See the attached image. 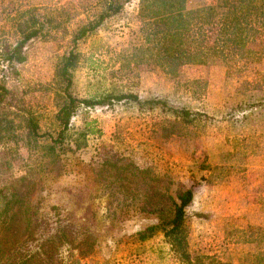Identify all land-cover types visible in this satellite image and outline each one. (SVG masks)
Segmentation results:
<instances>
[{
	"label": "rangeland",
	"instance_id": "374dc122",
	"mask_svg": "<svg viewBox=\"0 0 264 264\" xmlns=\"http://www.w3.org/2000/svg\"><path fill=\"white\" fill-rule=\"evenodd\" d=\"M115 1L121 10L76 43L69 91L79 99L132 92L166 106L79 104L55 148L64 167L53 172L43 163L50 138L35 137L29 120L57 135L56 113L66 102L57 68L75 32L97 20L107 1L0 0V86L7 90L0 99V207L20 189L34 229L18 249L0 252V264L39 262L50 249L60 264H241L246 253L264 256V26L251 33L248 47L260 52L240 75L228 76L217 58L175 75L151 65L117 73L140 17L139 0ZM33 29L23 61L5 62ZM168 106L189 110V119ZM106 160L114 162L109 175ZM144 170L166 181L147 189ZM166 183L167 198L159 193ZM188 187L180 250L160 230L134 237L159 216L171 218V197ZM83 240L94 243L80 254L74 246Z\"/></svg>",
	"mask_w": 264,
	"mask_h": 264
},
{
	"label": "trees",
	"instance_id": "16d2710c",
	"mask_svg": "<svg viewBox=\"0 0 264 264\" xmlns=\"http://www.w3.org/2000/svg\"><path fill=\"white\" fill-rule=\"evenodd\" d=\"M104 10L99 14L97 20L89 22L80 27L72 38L73 47L61 59L57 68L58 76L64 81V94L66 102L56 113V119L61 128L55 137L40 133L37 123L30 119L29 127L35 137L48 136L51 145L47 151L49 156L43 162L46 171L59 172L64 164L59 153H56V145L62 144L64 132L68 128L69 116L79 104L92 107L112 101L129 99L137 103L160 104L165 107L166 103L156 98L141 100L137 94L132 92L117 95L107 94L99 99L75 98L71 95L69 88L72 84L70 69L75 65L77 55L74 47L88 33L94 31L108 17L117 14L122 5L115 0H106ZM189 0H139L138 14L140 23L132 30L128 46L118 54L119 67L117 73L129 74L134 66L151 65L159 67L166 74L175 75L178 70L188 64H204L211 58H217L224 64L228 76L240 75L246 69V59L259 54L260 50L248 47L251 33L264 26V0H214L211 3L201 6H188ZM38 34L36 29L25 34L22 40L15 46L11 55L5 58V62L15 59L20 63L23 61L21 55L22 46ZM7 93L4 86H0V99ZM173 114L181 119L188 120L191 114L183 108H170ZM115 157V156H112ZM108 173L112 172L114 162L105 161ZM110 173H108L109 175ZM145 186L150 189L156 183H163L166 175L154 176L144 170ZM134 176V174H131ZM41 182L37 177L35 185ZM153 182L155 184H153ZM159 190L161 196L169 197V183L164 184ZM154 188V187H153ZM193 197L190 187L180 190L177 196L171 197L170 206L171 218L159 216L157 224L148 225L136 231L134 237L138 240H145L160 230L170 244L181 248L184 236H181L185 209ZM25 196L20 189H13L6 195V201L0 207V252H9L22 246L26 237L34 231L30 217L27 216L28 204L23 202ZM27 216V218L25 217ZM94 243V240H92ZM90 243L83 241L75 244L80 254L87 252ZM54 247V239H52ZM41 251V250H40ZM44 252V257L39 262L30 261L31 258H17L14 264H60L55 258L54 250ZM41 252V253H42ZM13 258L16 255L11 253ZM12 264V263H11ZM241 264H264V256L253 253H246L241 259Z\"/></svg>",
	"mask_w": 264,
	"mask_h": 264
}]
</instances>
